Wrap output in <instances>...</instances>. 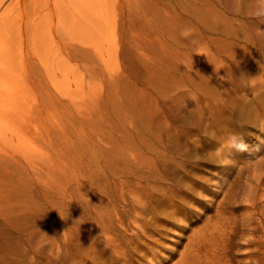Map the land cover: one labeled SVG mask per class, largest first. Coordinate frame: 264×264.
<instances>
[{
    "label": "rangeland",
    "instance_id": "obj_1",
    "mask_svg": "<svg viewBox=\"0 0 264 264\" xmlns=\"http://www.w3.org/2000/svg\"><path fill=\"white\" fill-rule=\"evenodd\" d=\"M260 7L102 0L75 83L30 60L0 102V264H264V120L228 116L264 102Z\"/></svg>",
    "mask_w": 264,
    "mask_h": 264
},
{
    "label": "bare ground",
    "instance_id": "obj_2",
    "mask_svg": "<svg viewBox=\"0 0 264 264\" xmlns=\"http://www.w3.org/2000/svg\"><path fill=\"white\" fill-rule=\"evenodd\" d=\"M22 1L0 0V102H16L24 95L29 81L31 84L35 83L34 76L29 75L28 72L30 60L42 68L43 77L48 84L56 83L54 82L56 73L52 72L54 70H59L60 80L58 83L60 85L75 83L68 80L65 74L70 61V53L73 52L75 56L73 66L79 68L81 53L84 52L86 44L93 51L98 50L99 45L93 42L91 34L106 36L104 35L105 31L101 28L104 25H97V31L88 24L86 28L78 25V23L81 25L82 18L94 13L91 8L102 0H28L27 5H23ZM100 17L104 23L108 21L102 12ZM76 27L78 28L76 29ZM73 29H76L77 32L84 30L82 33H87L84 34V38H80L81 35L71 33ZM60 38L64 39L63 44L58 42ZM51 56L55 57L53 67L49 65ZM253 68L254 61L249 58L244 69L248 74ZM254 81L256 84L262 83L261 85L264 86V82H257V79ZM261 96L264 97L262 91L256 95V98ZM49 97L52 99L53 96ZM46 101L50 100L46 99ZM12 107L14 106L12 105ZM16 107L13 109H17ZM238 107V111L232 112L228 116L232 119L236 118L238 122L251 119L258 123L264 120V102H242ZM6 109L8 111L10 108ZM11 112L10 114L13 113ZM226 112L227 110L223 109V115ZM233 132L240 134L241 129L234 128ZM225 137L227 138L228 135Z\"/></svg>",
    "mask_w": 264,
    "mask_h": 264
},
{
    "label": "clouds",
    "instance_id": "obj_3",
    "mask_svg": "<svg viewBox=\"0 0 264 264\" xmlns=\"http://www.w3.org/2000/svg\"><path fill=\"white\" fill-rule=\"evenodd\" d=\"M253 15L256 18H264V7L257 8ZM235 147L239 150H244L247 146L242 140H240L239 142H235Z\"/></svg>",
    "mask_w": 264,
    "mask_h": 264
}]
</instances>
